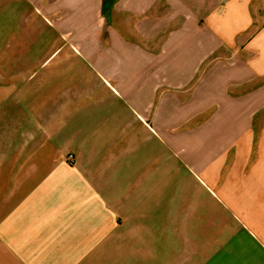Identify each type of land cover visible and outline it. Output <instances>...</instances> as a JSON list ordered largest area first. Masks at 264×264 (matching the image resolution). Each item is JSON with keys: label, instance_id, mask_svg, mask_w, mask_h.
I'll list each match as a JSON object with an SVG mask.
<instances>
[{"label": "crops", "instance_id": "1", "mask_svg": "<svg viewBox=\"0 0 264 264\" xmlns=\"http://www.w3.org/2000/svg\"><path fill=\"white\" fill-rule=\"evenodd\" d=\"M261 112L264 0H0V264H264Z\"/></svg>", "mask_w": 264, "mask_h": 264}, {"label": "rangeland", "instance_id": "2", "mask_svg": "<svg viewBox=\"0 0 264 264\" xmlns=\"http://www.w3.org/2000/svg\"><path fill=\"white\" fill-rule=\"evenodd\" d=\"M244 155L245 157H247V162L245 165L242 166L241 172L243 174V183L245 184V187L252 186L254 181L250 179L252 178L250 176L251 174H255L256 179H257L255 180V184H256L255 186H258V188L264 189V112L257 114V116L253 120L251 132L249 133V136H248V146L244 152ZM261 216L263 217V220L254 219L255 220L254 224L257 227L256 230L258 234H260L261 236L260 238L264 239V213H262ZM227 220L228 222H231L230 218H228ZM210 231L213 232L214 229H211ZM215 231H222V229L216 228ZM243 249H244L243 246H241L240 254L236 252L235 254H233L232 252L230 253L225 252L224 254L225 264H234L237 261V256L243 260L244 256H246L243 253L244 252ZM233 256H235L234 261H232ZM248 258L252 262L253 259H255L256 257L252 254L250 255V257L248 256ZM258 260L254 261L253 263L260 264V261ZM247 262L248 261H245L241 264H244ZM237 264H240V263H237Z\"/></svg>", "mask_w": 264, "mask_h": 264}]
</instances>
